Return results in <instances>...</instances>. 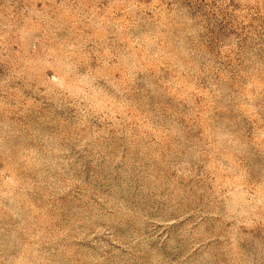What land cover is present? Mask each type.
Here are the masks:
<instances>
[{
  "label": "rangeland",
  "instance_id": "obj_1",
  "mask_svg": "<svg viewBox=\"0 0 264 264\" xmlns=\"http://www.w3.org/2000/svg\"><path fill=\"white\" fill-rule=\"evenodd\" d=\"M0 264H264V0H0Z\"/></svg>",
  "mask_w": 264,
  "mask_h": 264
}]
</instances>
